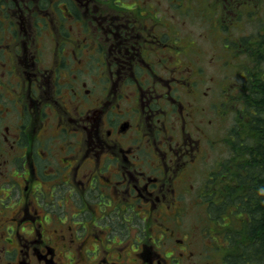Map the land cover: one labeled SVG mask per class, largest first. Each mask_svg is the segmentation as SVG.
Returning <instances> with one entry per match:
<instances>
[{
  "label": "flooded vegetation",
  "instance_id": "1",
  "mask_svg": "<svg viewBox=\"0 0 264 264\" xmlns=\"http://www.w3.org/2000/svg\"><path fill=\"white\" fill-rule=\"evenodd\" d=\"M162 5L0 0V264H199L179 221L227 112Z\"/></svg>",
  "mask_w": 264,
  "mask_h": 264
},
{
  "label": "rangeland",
  "instance_id": "2",
  "mask_svg": "<svg viewBox=\"0 0 264 264\" xmlns=\"http://www.w3.org/2000/svg\"><path fill=\"white\" fill-rule=\"evenodd\" d=\"M161 1L163 15L176 21L178 31L185 37L187 48L183 54L184 61L190 64L191 60L197 58L205 65L206 71L214 80L213 91L219 98L218 112H227L222 123H218V132L215 128L208 131L215 147L211 143L207 144L210 149L208 160L194 182V202H190L189 211L184 212L179 221V229L182 235L188 234V243L191 250L199 256V264H260L252 261L245 263V260L238 261L239 259L229 260L233 257L232 251L238 247L234 248L233 245L230 246L231 243L224 242L222 236L228 227H218L220 223L215 216L209 219L215 224L207 221V215L212 214L210 207L213 204L204 201L211 193L212 199H215L220 189L226 191L228 178L226 175H218L230 153L229 150H223L224 143H221L239 120L238 112L242 110L243 100L234 99L232 94H242L249 76L247 68H252L247 60L246 47L251 48L257 43L260 34L264 33V4L260 0H179L183 4V12L174 14L175 11L168 4L171 0ZM243 7L248 9L240 12ZM206 117L209 118V115ZM244 121L240 122L243 127ZM241 134L244 135V132L241 131ZM203 191H206L204 195H200ZM231 229L234 230L229 228L230 231ZM234 232V236H237V231ZM239 240L243 241L244 238L239 237Z\"/></svg>",
  "mask_w": 264,
  "mask_h": 264
},
{
  "label": "trees",
  "instance_id": "3",
  "mask_svg": "<svg viewBox=\"0 0 264 264\" xmlns=\"http://www.w3.org/2000/svg\"><path fill=\"white\" fill-rule=\"evenodd\" d=\"M246 48L252 68H247L239 120L229 133L230 157L224 172L228 184L215 211L229 214L233 225L243 224L244 232H239L244 240L232 239L238 247L233 260L264 264V33ZM243 119L245 127L240 124Z\"/></svg>",
  "mask_w": 264,
  "mask_h": 264
}]
</instances>
